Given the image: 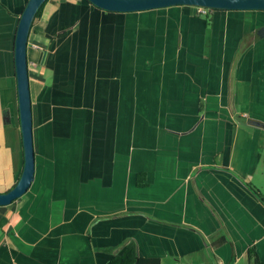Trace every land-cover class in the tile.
Instances as JSON below:
<instances>
[{
  "label": "crops",
  "instance_id": "1",
  "mask_svg": "<svg viewBox=\"0 0 264 264\" xmlns=\"http://www.w3.org/2000/svg\"><path fill=\"white\" fill-rule=\"evenodd\" d=\"M0 0V192L24 168L15 39ZM264 10L128 12L46 0L28 45L35 179L0 205V264L264 260Z\"/></svg>",
  "mask_w": 264,
  "mask_h": 264
},
{
  "label": "water",
  "instance_id": "2",
  "mask_svg": "<svg viewBox=\"0 0 264 264\" xmlns=\"http://www.w3.org/2000/svg\"><path fill=\"white\" fill-rule=\"evenodd\" d=\"M46 0H29L16 33L15 65L18 83L19 108L24 144V168L17 183L8 191L0 192V205H7L25 194L35 179L36 153L33 133V108L30 88L28 45L30 31L37 12ZM109 11L128 12L150 10L172 5L206 6L220 10H264V0H89ZM258 32H264V25Z\"/></svg>",
  "mask_w": 264,
  "mask_h": 264
},
{
  "label": "trees",
  "instance_id": "3",
  "mask_svg": "<svg viewBox=\"0 0 264 264\" xmlns=\"http://www.w3.org/2000/svg\"><path fill=\"white\" fill-rule=\"evenodd\" d=\"M42 6L39 8L36 17L41 12ZM216 10L214 8H210V12L205 16L210 17L211 13ZM256 193L260 196V198L264 201V195L260 192L259 189L254 188ZM113 264H161V260L159 258H144L138 255L137 245L135 242H130L127 244L125 250L121 254L115 255L112 259ZM242 264H264V260L261 259L255 249V247H250L248 251L241 258Z\"/></svg>",
  "mask_w": 264,
  "mask_h": 264
},
{
  "label": "built area",
  "instance_id": "4",
  "mask_svg": "<svg viewBox=\"0 0 264 264\" xmlns=\"http://www.w3.org/2000/svg\"><path fill=\"white\" fill-rule=\"evenodd\" d=\"M196 13L200 15H206L210 12V8L206 6H195Z\"/></svg>",
  "mask_w": 264,
  "mask_h": 264
}]
</instances>
